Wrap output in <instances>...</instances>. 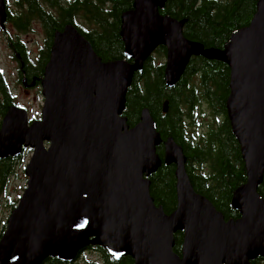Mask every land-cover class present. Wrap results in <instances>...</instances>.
Here are the masks:
<instances>
[{
  "label": "water",
  "instance_id": "water-1",
  "mask_svg": "<svg viewBox=\"0 0 264 264\" xmlns=\"http://www.w3.org/2000/svg\"><path fill=\"white\" fill-rule=\"evenodd\" d=\"M164 0H133L121 16L127 61L103 63L71 26L55 34L40 83L41 118L11 107L1 120L0 160L32 149L28 177L0 238V264H41L48 257L72 262L88 245L114 261L134 264H252L264 260V0L249 27L234 32L224 49L204 48L183 36L184 21L161 16ZM5 0L0 30L6 31ZM165 48L164 82L182 78L189 61L202 57L230 69L226 113L239 143L246 184L233 194L237 220L225 221L197 194L186 173L182 148L162 144L164 166H175L176 210L166 215L150 197L145 176L161 166L162 142L148 111L129 129L122 119L135 72ZM23 87L27 88L25 82ZM168 103L162 111L167 112ZM183 232L181 256L173 235Z\"/></svg>",
  "mask_w": 264,
  "mask_h": 264
},
{
  "label": "trees",
  "instance_id": "trees-1",
  "mask_svg": "<svg viewBox=\"0 0 264 264\" xmlns=\"http://www.w3.org/2000/svg\"><path fill=\"white\" fill-rule=\"evenodd\" d=\"M258 1L164 0L163 5L158 7V13L184 21L183 36L186 39L200 43L204 48L222 50L234 32L249 27ZM5 4L6 23L16 32H30L32 23H39L43 29V42L34 57L19 35L6 37L11 58L18 64L16 83L22 87L24 82L27 88L40 86L55 34L67 26L74 27L89 42L103 63H132L125 58L120 32L121 16L133 9V0H77L72 4L62 3L61 0H15L14 12ZM78 16L90 28L80 26L75 20ZM154 53L165 57L166 51L159 47ZM163 71L164 64H157V58L151 56L142 70L134 73L121 115L132 129L140 123L141 113L148 111L161 137L156 155L162 164L154 174L144 177L149 182L150 197L166 215L176 210L175 166L163 164L162 144L171 137L183 150L186 173L194 191L210 201L225 221L239 219V212L232 208L231 200L234 192L246 184L247 178L241 149L226 113L229 67L202 57L192 58L181 80L172 88L165 85ZM164 102L168 103L166 113L162 111ZM202 105L210 111L212 122L208 123L205 135L194 139L189 130L190 122L198 126L197 117ZM13 106L19 105L0 70V125L6 112ZM35 120L30 118L29 122ZM21 158L22 155L16 159L0 160V186L3 187L13 175L15 164ZM257 194L264 199V175ZM11 208L14 210L15 204ZM5 230L6 226L0 232V238ZM173 239L172 250L181 256L183 232L174 233ZM92 249L101 254L104 264H134L130 257L114 261L103 248ZM41 264L71 263L48 257ZM252 264H264V260L257 258Z\"/></svg>",
  "mask_w": 264,
  "mask_h": 264
},
{
  "label": "rangeland",
  "instance_id": "rangeland-1",
  "mask_svg": "<svg viewBox=\"0 0 264 264\" xmlns=\"http://www.w3.org/2000/svg\"><path fill=\"white\" fill-rule=\"evenodd\" d=\"M5 1L9 9L14 12L16 10L15 0ZM75 20L84 29L90 28L82 17L78 16ZM5 32L6 34L0 30V70L10 90L13 92L17 104L27 111L29 119L34 118L39 120L44 103L41 88L40 86L24 88L16 83L18 79V64L11 58L12 52L8 48L6 37L11 35L14 38L16 35H19V39L25 43L32 57H34L43 42V29L39 23H32L30 32L18 33L10 24L6 23ZM152 56L157 58V64H164L165 57H159L156 53H153ZM209 122H212L211 113L202 105L197 117L198 126L195 127L190 122L189 130L192 132L194 139L206 134ZM31 155L32 149H26L22 153V158L16 162L14 173L3 186L4 188L0 186V232L4 226H7L8 218L13 211L11 205L15 204L17 206L19 199L26 189L28 177L25 174V168L29 163ZM84 258H90L91 262H100V254L96 251L90 252V255L87 253Z\"/></svg>",
  "mask_w": 264,
  "mask_h": 264
},
{
  "label": "flooded vegetation",
  "instance_id": "flooded-vegetation-1",
  "mask_svg": "<svg viewBox=\"0 0 264 264\" xmlns=\"http://www.w3.org/2000/svg\"><path fill=\"white\" fill-rule=\"evenodd\" d=\"M61 1H62V3H65V4H72V3L76 2L77 0H61ZM90 252H93V249H92V246L88 245L86 248H84L83 250H81L78 253V256L75 258L74 261H72V262H65V263H71V264H83V263H85V264H104V262L102 260V257H101V254L99 252H98L100 254V262L99 263L98 262H96V263L95 262H91L90 258H84V256L87 253L90 255Z\"/></svg>",
  "mask_w": 264,
  "mask_h": 264
}]
</instances>
